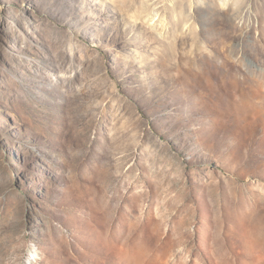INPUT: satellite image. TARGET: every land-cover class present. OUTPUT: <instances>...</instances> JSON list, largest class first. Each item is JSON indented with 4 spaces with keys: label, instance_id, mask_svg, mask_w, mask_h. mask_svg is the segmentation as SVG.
Returning a JSON list of instances; mask_svg holds the SVG:
<instances>
[{
    "label": "rangeland",
    "instance_id": "374dc122",
    "mask_svg": "<svg viewBox=\"0 0 264 264\" xmlns=\"http://www.w3.org/2000/svg\"><path fill=\"white\" fill-rule=\"evenodd\" d=\"M0 264H264V0H0Z\"/></svg>",
    "mask_w": 264,
    "mask_h": 264
}]
</instances>
